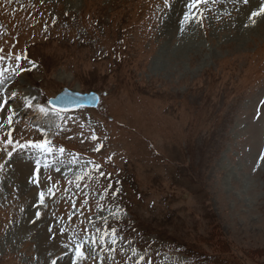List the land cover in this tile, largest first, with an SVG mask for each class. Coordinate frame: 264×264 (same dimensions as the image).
<instances>
[{"label": "rangeland", "instance_id": "374dc122", "mask_svg": "<svg viewBox=\"0 0 264 264\" xmlns=\"http://www.w3.org/2000/svg\"><path fill=\"white\" fill-rule=\"evenodd\" d=\"M188 3L0 0V264H264V0Z\"/></svg>", "mask_w": 264, "mask_h": 264}, {"label": "snow or ice", "instance_id": "6c2138e0", "mask_svg": "<svg viewBox=\"0 0 264 264\" xmlns=\"http://www.w3.org/2000/svg\"><path fill=\"white\" fill-rule=\"evenodd\" d=\"M207 2H208V0H190V3H188V5H187V7H188V9H189V12H185V14H184V20L182 21V23L187 22V21H189V20H191V19L194 18V17L190 14L191 9L196 8L199 4L207 3ZM244 2H245V3H248L249 0H244ZM165 3L167 4V0H165ZM262 15H264V3H261V4H260L258 10H256V11H252V13H251L249 19H250V20L252 21V23L254 24V23H255V19H254V18H255V17H258V16H262ZM16 58H17V59H20L19 56H17ZM0 59H2V57H0ZM93 99H95V98H93ZM262 103H264V101H262ZM3 107H4V105H3V104H0V109H2ZM7 123H8L9 125H11V123H12V117H11V115L8 117ZM0 127H3V125H0ZM8 136H9V138H8V140H7L6 142H7L8 144H13V141H12V139H11V133H8ZM92 138H93V139H96L95 136H93ZM48 145H49V141H48V140H41V141H38V142H32V141H29V142H27V144H25V145H19V147H32V148L39 149V150H41V151H43V152H51L52 149H51ZM94 150L99 151V148H96V149H94ZM59 151H60V152H63L64 149L61 148V149H59ZM8 155H11V152H9ZM261 159L264 160V155L261 156ZM45 167H47V165H45ZM97 167H99V165H97ZM38 174H39V164H37V169H36V171L33 173V177H34V178H35V177H38ZM100 175L103 176V175H105V174H104L103 172H101ZM49 179H50V178H49ZM79 179H82V177H79V176H78V177H77V180H79ZM34 182L38 183L39 181H38V179H34ZM48 192L54 195L53 188H49V189H48ZM40 201H41V203H43V201H44V193H43V192L40 193ZM36 215H37V218H39L40 213L37 212ZM113 234L115 235V229H113ZM112 242L115 243V239H113ZM82 247H83V245H81V244H78V245L76 246V250H75V252H76V258H80V259H83V258H84V252L82 251ZM52 264H56V261H53ZM72 264H76V259H73V260H72Z\"/></svg>", "mask_w": 264, "mask_h": 264}, {"label": "water", "instance_id": "95a60500", "mask_svg": "<svg viewBox=\"0 0 264 264\" xmlns=\"http://www.w3.org/2000/svg\"><path fill=\"white\" fill-rule=\"evenodd\" d=\"M49 104L60 110H68L80 106L96 107L98 104V96L94 92L78 93L76 91L63 88V90L54 98L49 99Z\"/></svg>", "mask_w": 264, "mask_h": 264}, {"label": "bare ground", "instance_id": "6f19581e", "mask_svg": "<svg viewBox=\"0 0 264 264\" xmlns=\"http://www.w3.org/2000/svg\"><path fill=\"white\" fill-rule=\"evenodd\" d=\"M172 15H173V14H172ZM171 31H172V30L169 29V33H170ZM173 49H174V48H173ZM193 50H194V49H190V48L187 47V48H184V50H176V51H173V54H174V56L177 58L179 55L186 53V51L190 53L191 51L193 52ZM168 54H169V55H172L170 52H168ZM191 54H192V53H191ZM185 55H186V54H185ZM174 56H172L171 58H173ZM187 56H188V55H187ZM175 57H174V58H175ZM192 59H193V58H192Z\"/></svg>", "mask_w": 264, "mask_h": 264}, {"label": "trees", "instance_id": "16d2710c", "mask_svg": "<svg viewBox=\"0 0 264 264\" xmlns=\"http://www.w3.org/2000/svg\"><path fill=\"white\" fill-rule=\"evenodd\" d=\"M209 256H210V260H211V259L217 260L215 255L209 254ZM203 257H207V256H206V255H203ZM210 260H209V261H210ZM216 262L218 263V261H216ZM219 262H220V261H219ZM228 262H229L228 259H224V262H223V263L220 262V263H221V264H227ZM230 264H231V263H230Z\"/></svg>", "mask_w": 264, "mask_h": 264}]
</instances>
